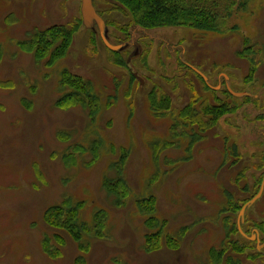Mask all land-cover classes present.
I'll use <instances>...</instances> for the list:
<instances>
[{
    "label": "rangeland",
    "instance_id": "1",
    "mask_svg": "<svg viewBox=\"0 0 264 264\" xmlns=\"http://www.w3.org/2000/svg\"><path fill=\"white\" fill-rule=\"evenodd\" d=\"M218 2L216 12L226 19L223 32L134 26L125 40L119 27L128 20L110 10L109 0H94L97 12L118 25L108 26L109 41L127 45L120 59L136 54L129 66L115 63L96 26H82L67 57L48 68L17 42L36 30L77 21L81 0H0V81L10 83L0 88V264H75L81 255L78 244L44 222L45 211L66 197L86 203L82 221L91 223L97 210L108 212L104 238H86L91 243L86 264H208L210 250L228 243L226 224H237L239 213L223 211L225 192L233 195L237 206L244 205L264 180V0ZM9 16L15 21L8 22ZM193 68L207 77L210 88H219L217 94L206 89ZM65 69L93 82L100 104L96 116L81 107L57 108V99L64 95L59 83ZM228 88L252 97L234 99ZM153 94L170 97L168 113L162 117L151 109ZM195 96L213 104L217 97L236 111L190 149L182 139L163 151L157 165L154 144L172 141L171 116ZM24 99L32 102L31 110L23 105ZM62 131L70 134L67 141L58 137ZM97 144V162L87 167L95 160ZM75 146L84 152L74 153L78 165L69 169L62 157L73 154ZM122 149L129 151L125 174L131 195L124 207L116 208L102 181L107 175L117 176L111 167ZM35 164L44 183L35 176ZM158 170L161 176L155 181ZM151 196L156 198L155 218L166 228L160 248L147 252L145 235L152 230L137 204ZM259 222H264V193L246 211L242 229L252 237ZM45 235L54 247H59L58 238L63 239L61 258L51 259L43 252ZM166 235L172 237L171 244L165 242ZM258 238L262 240L259 231ZM228 240L233 247L235 240L247 247L242 255L230 253L239 264H264V247L257 256L256 241L247 242L240 235ZM219 264L231 263L226 259Z\"/></svg>",
    "mask_w": 264,
    "mask_h": 264
},
{
    "label": "trees",
    "instance_id": "2",
    "mask_svg": "<svg viewBox=\"0 0 264 264\" xmlns=\"http://www.w3.org/2000/svg\"><path fill=\"white\" fill-rule=\"evenodd\" d=\"M111 4L110 10H114L122 14L128 23L124 27H119L123 30L128 39V29L130 27H141L144 29H158L165 27H185L196 30L210 31V32H223L226 24V19L220 17L216 9L219 5L218 0H109ZM94 3V0H93ZM97 11V10H96ZM108 13V12H107ZM98 14L105 20L107 26H114L118 28V25L114 21H110L104 12L99 11ZM7 21L12 23L15 21L13 16H9ZM83 26L82 17L77 21L69 23L67 25H55L51 28L44 30H36L35 33L24 41H18L19 48L28 53L32 54L37 62H46L48 68L54 67L59 61H62L69 54L72 45L74 43L75 36L79 33L80 28ZM101 39V38H100ZM247 49V48H246ZM245 49V50H246ZM110 51V50H109ZM111 54L115 55V63L117 65H123L128 67L127 60H121V53H115L110 51ZM143 53V52H142ZM242 52L239 53L241 55ZM141 56V55H140ZM3 58V49L0 45V64ZM256 69L251 70L254 74ZM134 76V75H133ZM135 77V76H134ZM136 78V77H135ZM250 80L246 77V81ZM206 85V89L212 94H217L215 90L210 88L208 84L203 80ZM10 83L7 81H0V88H8ZM61 91L64 95L57 99L56 106L61 109H69L72 107H81L86 110H90V116L94 117L100 110L99 98L97 97L94 84L90 79H86L77 76L69 70H63L61 73V79L59 83ZM150 104L151 109L157 117H162L168 113L170 97L167 95L160 97L158 95H151ZM230 97H233L229 93ZM194 99L190 105H187L177 115H172L173 126L171 129L170 142H160L153 146V158L154 162L158 165L160 156L163 151L168 148H172L174 144H178L182 139L188 140L189 149L194 146L196 142L202 139L203 134L209 131L218 124L220 119L229 113H234L236 109L231 107L224 101H219L216 97V102L213 104L207 99H201L198 96ZM234 98V97H233ZM239 99V98H234ZM244 100H249L251 97H245ZM170 101V100H169ZM31 101L24 99L23 105L31 110ZM235 109V110H234ZM174 116V117H173ZM180 131L179 134L177 132ZM69 133L59 132L58 137L67 141L69 139ZM176 141V142H174ZM100 145H96L94 150L96 152L95 160L87 167L92 166L97 162ZM82 149V151H81ZM74 147L73 154L63 156V163L69 169L76 167L77 158L74 156L75 152H84L83 148ZM187 148V150L189 151ZM129 151L122 149L121 156L117 162H115L111 168L116 171V177H109L108 175L103 178L102 187L104 191L113 197V205L116 208H122L126 205L127 200L131 195V187L125 169L127 166V158ZM35 176L38 180L43 181V173L39 165H34ZM161 176L160 170H158L157 178ZM238 178V181L240 179ZM45 181H43L44 183ZM262 183V180L258 182V186ZM262 185V184H261ZM261 188V186H260ZM260 190V189H259ZM259 192V191H258ZM257 192V194H258ZM226 193L227 205L223 211L229 214L240 213L244 205L237 206L234 202L233 195ZM256 194V195H257ZM256 195L252 196L254 198ZM250 198V200L252 199ZM249 200V201H250ZM229 204V206H228ZM139 212L147 216L146 225L152 230V233L145 235V242L147 252H152L155 249L160 248L161 240L164 241L163 236L166 226L155 218L156 213V198L151 196L147 199L138 201ZM85 202H78L72 197L69 199L66 197L65 200L56 205L50 206L44 213V222L47 226L66 232L77 244L81 255L76 258L75 264H86V255L89 254L91 249V243L87 242L86 238L89 236L95 238H104L106 230V224L108 219V212L106 210H97L92 215V222H85L81 220V213L85 209ZM226 240L228 243H224L223 247L219 250L211 249L209 253L208 264H219L224 262L226 259L231 264H239V259L230 255L231 252L237 254H244L247 248L244 244H241L238 240L233 242L228 238L233 235H240L244 238L238 230V226L235 223L226 224ZM244 227V225H243ZM254 229L258 230L262 234V240L264 242V222L254 224ZM246 228V226L244 227ZM249 234V231H245ZM166 241L171 244L173 240L170 235H166ZM247 242L248 239L244 238ZM252 242V241H251ZM163 243V242H162ZM255 243V242H254ZM59 247L65 245L62 238H58L57 242ZM43 252L51 259H58L62 257V251L59 247H54L52 239L48 235H45L41 243ZM247 250V249H246ZM257 250V248H256ZM257 256L261 255L262 252L258 250ZM235 258V259H234ZM254 258V255L251 256ZM242 264V263H241Z\"/></svg>",
    "mask_w": 264,
    "mask_h": 264
},
{
    "label": "water",
    "instance_id": "3",
    "mask_svg": "<svg viewBox=\"0 0 264 264\" xmlns=\"http://www.w3.org/2000/svg\"><path fill=\"white\" fill-rule=\"evenodd\" d=\"M81 17H82V21H83V26L87 27L90 30H94L95 26L98 29V33L99 36L101 38V41L103 42V44L105 45V47L115 53H119L122 52L126 49L127 45L126 44H112L109 41V37H108V26L105 22V20L98 14V12L96 11V8L94 6L93 0H81ZM135 53H132L130 55V57L127 60V63L129 64L131 59L135 56ZM193 70L199 74L203 80L205 82H207V77L204 76L198 69L193 68ZM135 76L137 77V74H135ZM138 78V77H137ZM141 80V79H140ZM141 84H143V81L141 80ZM215 89H219V88H215ZM213 89V90H215ZM228 92L234 96L235 98H245V97H252L249 93H238V92H234L233 90H231L230 88H228ZM264 193V180L262 182L261 188L258 192V194L252 198L250 201H248L241 209L240 213H239V218H238V230L239 233L246 239L253 241L257 243V250L260 252L261 249L264 247V244H261V240L258 238V231H256V235L252 234V237H250L248 234H246L243 229L242 226L245 225V214L246 211L249 210L251 207H253V205L261 198V196Z\"/></svg>",
    "mask_w": 264,
    "mask_h": 264
},
{
    "label": "flooded vegetation",
    "instance_id": "4",
    "mask_svg": "<svg viewBox=\"0 0 264 264\" xmlns=\"http://www.w3.org/2000/svg\"><path fill=\"white\" fill-rule=\"evenodd\" d=\"M224 84H226V83H224Z\"/></svg>",
    "mask_w": 264,
    "mask_h": 264
}]
</instances>
